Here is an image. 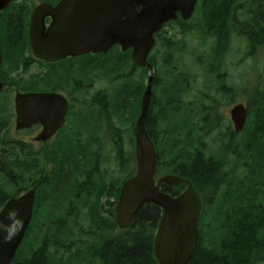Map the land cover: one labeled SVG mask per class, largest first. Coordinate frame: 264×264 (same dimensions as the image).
<instances>
[{"label": "trees", "instance_id": "16d2710c", "mask_svg": "<svg viewBox=\"0 0 264 264\" xmlns=\"http://www.w3.org/2000/svg\"><path fill=\"white\" fill-rule=\"evenodd\" d=\"M232 4L233 0H207L201 15L200 26L203 33L200 41L205 44L207 52L203 76L209 81L208 88L211 84H217L212 82L214 79L221 77L223 63L220 60L222 54L228 51L234 27ZM258 10L255 12V21L259 22L260 18L262 25L258 24L256 27H264V8ZM243 16L245 19L240 21L238 47L242 46L246 55L249 50V38L251 39L248 32L251 28L248 9ZM17 32L14 29L9 33L14 36V40ZM163 44L165 50L161 65L158 66V60L152 57L153 64L158 68L155 83L164 86L161 103L168 113L167 121L173 122L174 125L177 123L176 131L166 135L172 143L170 148L168 147L166 157L171 161L180 154L183 162L187 163L190 156L184 155L188 148H182V145L190 140L194 141L198 132L195 125L190 130L185 127L184 132V109H180L175 101L179 89H184L186 82H181L183 76L180 78L173 74V51L167 42ZM6 45L8 50H11L15 42L8 39ZM127 60L130 61L129 57ZM251 71L253 67L248 68V73ZM245 74L247 73H242L241 86L247 85L244 83L247 77ZM261 77L264 80V65ZM129 85L120 88L113 101L119 103L121 115L132 124L137 114L133 102L140 85ZM252 87L248 88L246 93L254 92V86ZM256 88L257 92L264 94V83ZM216 93L215 89L214 95ZM261 104L260 109L263 112L257 115L254 124L261 130L259 133L249 132L240 151L246 154L245 158L250 154L255 157L256 164L250 175H243L237 180L235 178L234 184L224 190L221 198V187L218 183L221 179L216 177V166L211 159L214 157L205 162L198 154L192 160L191 166L186 169L182 166L181 173L178 174L188 178L199 194L208 197L209 209L207 212H201L197 227V244L188 264H264V199L260 196L264 193V99ZM188 121L190 119L187 118L185 126ZM8 123L7 118L0 119V208L10 197H17L29 187L35 188L32 219L10 264H91L93 261L98 264H159L154 256L153 245L162 209L151 202L145 203L127 229H119L114 219L120 186L135 171V166L131 163L134 161L133 151L130 155L128 152L126 174L118 178L110 174L98 181L90 169L95 158L92 142L83 140L81 135L75 143L68 138L53 151L58 157V162L55 163L54 172L48 173L46 178L39 162L38 151L33 150L30 145L8 140L3 136ZM207 131H211L210 125ZM183 134L185 137H181ZM130 138L133 148V132ZM250 144L255 147L251 149ZM156 157L159 163L162 156ZM117 162L119 168V158ZM171 165L170 163L169 171L173 169ZM191 173L194 176L190 177ZM203 183L208 190L206 194L202 190ZM173 186L176 188L173 191L166 190L163 186L161 191L172 197L179 195L177 189L180 186ZM105 196L114 197V201L100 203ZM76 236H80L79 239L89 238V244L82 247L83 242L75 240ZM73 246L84 250L76 249L71 252ZM60 250L68 255L64 257Z\"/></svg>", "mask_w": 264, "mask_h": 264}, {"label": "flooded vegetation", "instance_id": "af4514ba", "mask_svg": "<svg viewBox=\"0 0 264 264\" xmlns=\"http://www.w3.org/2000/svg\"><path fill=\"white\" fill-rule=\"evenodd\" d=\"M20 1L22 2V0H14L1 11L0 15V82L2 84L0 102L5 103V107H1L0 110L11 106V114L10 111H6L15 118V129L36 130V134H38L44 128V124L41 122H36L28 128H16V94H47V96H50V101L41 102V109L45 112L48 109L50 110L52 121H61L63 118V124L49 139L38 143L42 148L52 147L51 149L55 151L66 139L70 138L75 143L77 137L81 135L83 140L92 142L95 147L93 150L95 154L94 164L90 169L95 173L96 179L102 181L110 176V173L108 175V171L102 169L101 166L107 164L108 167L116 169L117 159L126 158L128 130L130 129L134 135L135 122L140 113L142 96L148 85L149 76L153 75L149 109L143 124L147 135L154 144L155 155L166 156L168 147L170 148L172 144L170 138H166V135L176 131L175 125L177 123L175 122L174 125L173 122L172 124L167 121L168 113L161 103L164 86L155 83L158 68L153 64L152 57L157 60L155 55L157 45H162V48H164L163 43L167 42L174 52L171 59L173 71L180 78L185 75L186 70H183L185 67L178 58H181L182 54L185 55L186 46L183 47L185 42L177 38L191 34L197 35L199 45L202 46L203 41H200L203 33L200 26L202 16L197 20L193 14L196 10H199V14L202 15L207 0H196L193 13L188 20L182 19L178 13L175 19L165 22L153 35L154 45L146 59V63L152 67V70L146 65L139 66L135 64L130 57L132 50L130 48L123 50L117 44L113 45L107 52H93L91 50L82 55H68L54 61L37 58L33 53L30 39L33 23L36 40L42 42L43 36L47 34L53 25V17L51 15H46L44 18L36 16L33 20L32 12L40 4L54 7L62 0H28L25 7ZM232 6L234 10L233 23L235 24L232 23L234 27L228 51L222 54L220 60L223 63L221 68L225 64H227V67L231 66L233 68L238 65V62L226 63L225 60L228 56L232 57L231 48L234 40L239 42L240 23L238 14L245 7L240 3H236V0H233ZM262 8H264V0H248L247 9L251 27L248 30L251 36V39L249 38L248 55L252 63H255L257 55L264 48V27H256V25L261 24L262 20L259 18V22L255 21V12L258 9V11H261ZM64 28L68 30L73 28V25L71 22H67L64 24ZM14 29L18 31L15 40L14 36L9 34ZM37 31L40 32V35L37 34ZM166 33H169V36ZM8 39L15 42L11 50H8L6 45ZM177 45L183 49V53L179 57L177 56ZM203 47H206L204 43ZM127 57L130 61L127 60ZM160 64L161 62L157 63L158 66ZM32 69H35V71L31 72ZM144 69H146V76L144 75ZM54 73L56 75L53 77ZM221 76L222 78L216 81L217 88L215 89L217 93L214 96L215 99L209 104L203 101L204 98H209V95L207 93L201 94L202 89L207 88L206 90H208L206 82L202 80L201 84L198 85L200 87L199 91H196L191 88L187 77L181 78V82L184 84L186 82V84L184 89H179V95L175 102H177L180 109H184L182 110V112L184 111L183 120L181 119L184 132L185 127L186 130H190L195 125L198 134L195 136L194 141L190 140L182 145V148H188L184 157L190 156L189 161L187 163L183 162L184 159H181L180 154L176 155L171 161L161 160L157 163L155 180L165 174L180 176L178 174L181 173L182 166L185 169L191 166L192 160L198 154L205 162H208L210 157H214V159H211L216 166V177L221 179L218 182L221 187V198L224 195V190L234 184L235 178L237 180L243 175L251 174L253 166L256 164L255 157L250 154L249 157L245 158L246 154L240 153V151L248 133H259L261 130L258 125L254 124L257 115L263 112L260 106H262L261 100L264 99V94L257 92L256 86H262L264 80L256 74L251 85V88L254 86V92L245 95L247 97L245 100L241 98L243 96L240 95L238 86L228 84L227 72H224ZM54 79L56 80L53 81ZM177 81L175 80V82ZM129 83L140 85L135 102H133L137 114L132 124H129L127 118L121 115L119 103L113 101L117 91L122 87L130 86ZM239 103L243 104L245 108V120L242 129L236 131L231 111ZM147 116L150 120L147 119ZM187 118L190 121L185 126ZM209 125L211 126L210 132L207 131ZM62 133L68 134L61 140L60 134ZM213 133L215 135L211 138L213 140L211 142L212 146L208 147V137H211ZM181 137H185V134ZM251 146L252 144L249 145V147ZM253 147L255 146L253 145L251 149ZM108 152H110V155L113 153L111 156L116 160V164L110 163L111 158L110 155L107 156ZM54 155L56 153L52 154V159L55 157ZM170 163L173 169L169 171ZM47 174L45 172L44 177L47 178ZM194 178L196 179V177ZM162 186L169 191L176 189L173 184L161 183L160 188ZM179 186L180 188L177 190L181 193L186 185ZM202 190L205 194L208 191L204 183L202 184ZM260 196L264 199V193H261ZM200 197L202 202L201 212H207L209 209L208 197L202 194Z\"/></svg>", "mask_w": 264, "mask_h": 264}, {"label": "water", "instance_id": "95a60500", "mask_svg": "<svg viewBox=\"0 0 264 264\" xmlns=\"http://www.w3.org/2000/svg\"><path fill=\"white\" fill-rule=\"evenodd\" d=\"M14 0H0V14ZM196 0H62L56 6L38 5L32 12L36 16L53 17V25L36 40L34 23L31 29V45L37 58L54 61L68 55H82L88 51L107 52L113 45L123 50L131 49L130 57L139 66L146 63L154 45L153 35L161 26L179 13L188 20ZM139 7V9H137ZM65 9V10H64ZM40 18V20H41ZM71 22L73 28L65 29ZM40 35V32L37 31ZM1 59V54H0ZM153 75L143 93L141 108L135 122L134 158L136 170L126 179L119 191L114 218L119 229L132 225L138 210L148 202L162 209L154 235L153 252L159 264H188L198 239V220L201 198L189 180L173 174H165L155 180L156 155L153 142L144 129V118L149 109ZM2 84L0 82V90ZM50 101L43 93H17L15 97L16 128H28L36 122L44 124L35 141L49 139L63 124L52 121L50 110L43 111L42 103ZM231 115L236 131L245 120V108L239 103ZM186 185L179 195L172 197L160 190V184ZM35 188L18 197L9 198L0 209V264H10L20 246L33 215Z\"/></svg>", "mask_w": 264, "mask_h": 264}, {"label": "rangeland", "instance_id": "374dc122", "mask_svg": "<svg viewBox=\"0 0 264 264\" xmlns=\"http://www.w3.org/2000/svg\"><path fill=\"white\" fill-rule=\"evenodd\" d=\"M26 1H28V0H22V2L20 1V3H23V6L25 7ZM236 3H240V5L245 7V8H242V11H240V14H238V20L240 23V21L245 19V16H243V13H245V10H247L246 8L248 6V0H236ZM193 15H194V18H196L197 20L200 19L201 15L199 14V10H196ZM167 34L169 36V33H166V35ZM177 39H182L185 42V45H183V47L186 46V52L184 53L185 55H183L182 54L183 53L182 47L177 45V56L179 57L180 54H182L181 58L180 57L179 58L177 57V58L179 59L181 64L184 65L185 69H183V70H186L185 75H183V77L188 78V82L190 83L192 89L194 88V90L199 91L200 87L198 85L201 84L202 80L209 84V81L208 80L206 81L205 76H203V73H204L203 72V69H204L203 64L206 62V59H207V52L205 50V47H203V43H202V46L199 45V41L197 40L198 39L197 35L191 34V35H188L185 37L179 36V38H177ZM239 42H240V40H239ZM239 42L234 40L233 45H232L233 47L231 48V52H232L231 56L232 57L228 56L227 60H225L226 63L238 62V65L235 68H233L231 66L227 67V64H225L224 67L221 68L220 73L222 75L224 72H227V76L229 78L228 84H233L234 86H238L239 87V93L241 96H243L241 98L246 100L247 97L245 95L248 94V93H246V90H248V88L250 89V87L254 81V77H256V74H258L259 77L262 76V68L264 65V48H263V51L261 53H259V55H257V57H256L257 60L255 61V63H252L249 55L248 54L245 55V53L242 49V46L240 48L237 47ZM164 50L165 49L162 48V45L161 46L157 45V47L155 49V55H156L158 62H161ZM172 55H174V52L172 53ZM200 59H201V61H200ZM83 60H85V59H83ZM63 67H66V66H63ZM249 67H253V71L248 73ZM33 71H35V69L31 70V72H33ZM161 73H162V70L160 72H158L159 75H161ZM242 73H247V74H245L247 77H246V80L244 81V83L247 84L246 86L240 85L241 81H242L241 80ZM174 74H175V72H174ZM55 75H56V73H54L52 76L54 77ZM217 78L220 79V78H222V76L217 77ZM218 79H215L212 82L216 83V81ZM55 80L56 79H54L53 81H55ZM167 81H168V79L165 80V82H167ZM215 88H217V84H211L210 87L208 88V90H206L207 88H205L204 90L201 88L202 89L201 94L207 93L209 95V98H204V100H203V101H206L207 104L211 103V101L214 99ZM1 107H5V103L0 102V109H1ZM6 108L7 109L0 111V119L1 118H5V119L7 118L8 122H9L7 124V128L5 129V131H3V133H4L3 136L5 138H7L8 140L11 139L14 141L23 142L27 145L30 144V146L33 148V150L38 151L40 153V156L38 155L39 156V162H40L41 166L43 167L44 172H47L49 174L53 173L54 169H55V163L57 164V162H58V157L56 155V157H54L52 159V154L54 151L51 149L52 147H49V148L43 147L42 148L38 142L33 140V138L37 135L36 130H24V129L16 130L15 129V118L10 116L11 106L6 107ZM6 110L10 111V114ZM183 116H184V111L182 112V117ZM127 121H128V119H127ZM66 134H68V133L60 134L61 140L66 137ZM131 134H132V131L129 129L128 130V143H127V155H126V158H124V159L120 158V167L119 168L116 167V169H114L115 171L112 172L113 167H108L107 164L101 166L102 169H106L108 171V175L110 173V174H113V176L115 178H118L120 175L123 176L124 174H126L128 152L130 155V153L134 150V146L132 148V146L130 145ZM214 135H215L214 133L212 134V136H211V134H209V136H211V137H208V140H207L208 147L212 146L211 142L213 140L211 138ZM129 138H130V140H129ZM166 138H167V136H166ZM45 155H46V157H45ZM109 155H110V152H108L107 156H109ZM111 155H110V158H111L110 163L116 164V160ZM162 160L168 161L169 159L166 156H162ZM46 162H49V163L46 164ZM131 163L133 164V166H135L134 161H131ZM28 189H30V187ZM28 189H26V190H28ZM25 191H23V193ZM106 201L113 202L114 197H106V196L102 197L101 203L105 204ZM79 237L80 236H76L75 240H81V242H83L82 247L89 244V242H90L89 238L82 237L79 239ZM76 249L84 250V248L73 246L71 248V252H73ZM60 254H62L64 257L68 255L67 253L63 252V250H60ZM91 264H98V263L93 261Z\"/></svg>", "mask_w": 264, "mask_h": 264}]
</instances>
